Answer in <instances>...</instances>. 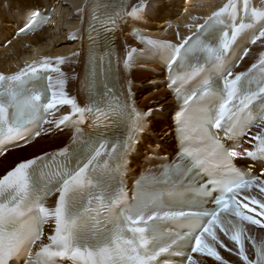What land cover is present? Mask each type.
Masks as SVG:
<instances>
[{
  "label": "snow or ice",
  "instance_id": "1",
  "mask_svg": "<svg viewBox=\"0 0 264 264\" xmlns=\"http://www.w3.org/2000/svg\"><path fill=\"white\" fill-rule=\"evenodd\" d=\"M173 8L174 0H121L102 20L87 5L78 10L91 31L105 32L103 51L88 52L83 102L66 90L65 57L0 72V154L53 127L75 129L69 144L0 175V264H195L191 253L229 264L220 250L264 264V239L249 234L264 232V52L246 72L231 70L243 58L237 49L248 55L243 41L264 39V0H227L179 43L149 35ZM17 11L20 32L48 19L38 4ZM125 29L140 46L124 42V73L157 58L178 106L176 159L131 190L133 157L164 108H138L134 82L120 77L112 37ZM162 150L149 148V163Z\"/></svg>",
  "mask_w": 264,
  "mask_h": 264
},
{
  "label": "bare ground",
  "instance_id": "2",
  "mask_svg": "<svg viewBox=\"0 0 264 264\" xmlns=\"http://www.w3.org/2000/svg\"><path fill=\"white\" fill-rule=\"evenodd\" d=\"M87 1L88 0H64L59 4L60 6L55 14L54 24L50 28H45L41 32L34 33L26 38L12 40L6 47H2V44H0V71L9 73L23 67L26 62L45 56L53 58L58 56L65 57L66 62L62 65V69L70 77L66 85V90L69 91L70 95H77L79 99L83 100L82 63L86 48V41L84 39L86 13L78 10L88 5ZM216 2L217 0H199L198 4L202 8L191 9L187 11L183 17H181L180 13L175 15L178 7L174 6L172 10L173 14L168 18V21L159 22V26L155 27L154 30L155 32L163 31L164 27L173 19V22H176V24L180 26L179 33H185L187 35L190 31L182 28V21L187 22L188 18L192 16L200 17L201 15L207 14L209 10L214 9L215 4H217ZM3 4L4 3H2V6ZM26 4L40 5L39 1L36 0H19L18 3L13 0L10 10L14 11V16L17 17L19 14L16 10ZM190 6L191 4L188 5L189 8ZM12 25L13 22L10 20L8 12L5 11L4 8L0 9V30L3 33H7V30L11 31L10 28ZM175 30L176 28L169 29L168 33L172 37H175L178 34V32H174ZM124 39L129 44H134L128 35H126ZM64 42L67 43V46L65 45L62 48L57 47ZM121 48L125 51L124 43L121 44ZM261 52H264V48L256 46L252 48L247 58L242 62L239 72L246 71L252 63L257 61ZM74 53L78 55H73ZM156 70H160V68L158 67ZM132 76L138 83H141L138 89V98L140 101L142 100L144 103H148L150 100H154L155 102L158 101V103L172 102L173 99L168 98V94L162 86H153L157 81L163 80L162 76L155 75L150 71H136ZM170 122L171 120L168 119L166 112L163 113L160 118L155 119L153 117L150 122L151 130H159L158 133L162 131L164 134H167L171 129L169 127ZM69 136L68 133H59L55 136L41 138L27 147L6 153L3 159L0 160V175L21 159L30 158L48 150L61 148L68 143ZM172 137V135L165 136V143L168 149H172L175 145L172 141ZM141 151L143 152L137 157L135 164L142 163L144 150L141 149ZM135 166L136 165L133 167Z\"/></svg>",
  "mask_w": 264,
  "mask_h": 264
},
{
  "label": "rangeland",
  "instance_id": "3",
  "mask_svg": "<svg viewBox=\"0 0 264 264\" xmlns=\"http://www.w3.org/2000/svg\"><path fill=\"white\" fill-rule=\"evenodd\" d=\"M63 44H64V45H63ZM65 45L67 46V43L64 42V43L60 44V46L58 45L57 47H58V48H62V47H64ZM148 102H149V101H148ZM167 117H168V116H167ZM168 119H170V118L168 117Z\"/></svg>",
  "mask_w": 264,
  "mask_h": 264
}]
</instances>
